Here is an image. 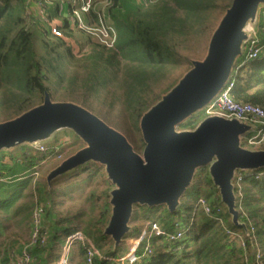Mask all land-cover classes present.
<instances>
[{
    "label": "trees",
    "instance_id": "obj_1",
    "mask_svg": "<svg viewBox=\"0 0 264 264\" xmlns=\"http://www.w3.org/2000/svg\"><path fill=\"white\" fill-rule=\"evenodd\" d=\"M232 2L233 0H151L150 4L136 8L121 19L113 14L117 0H111L106 7L102 5V0H94L95 9L89 16V20L92 19L93 22L90 25L99 28L97 12L105 14L106 22L113 28L116 39L112 48L97 41L90 43L89 51L85 53L82 45L76 47L68 42L74 31L67 27L63 29V37L58 38L46 34L38 26H29L28 0H0V112L13 113L6 121L15 119L43 104L46 93H49L56 101L65 98L69 100L65 102L82 103L84 108L91 111V100L106 107L118 106L123 117L130 122L126 130L130 135L134 132L140 134V120L144 114L159 103L193 68V61L204 60L211 37ZM100 6L104 8L101 9ZM263 12L264 9L261 14ZM195 38L198 44L196 47L192 41ZM200 52L204 57L201 60L195 59ZM232 95L238 103L264 109L263 56L239 71ZM195 127L186 123L179 126L180 130H193ZM63 135L70 133L65 132ZM61 140L56 138L55 144ZM133 142L135 151L144 150L143 139ZM21 148L24 151L28 149L27 146ZM64 152L65 149L62 154ZM50 155L52 154L41 155L35 152L19 159L13 152L10 156L15 166L28 169L34 168ZM84 172L87 173L83 179L86 183H96L99 179L110 183L104 170L95 164L85 168ZM9 173L15 174V168ZM30 176H25L22 184L9 196L0 192V238L7 229L5 222L15 221L18 225L32 226L35 207L20 203L26 198V188L32 184L33 178ZM235 184L239 221L246 225L250 233L246 235V250L225 231L224 227L243 234L246 232L233 223L232 216L220 197L211 206L213 214H217L219 208L222 209L218 217L223 220L224 226L203 210L198 211L195 217L197 221L191 223L193 209L202 195V188H208L209 193H205L207 199L219 194L208 168L204 167L197 171L176 212H170L165 205L134 206L130 221V232L135 236L134 240L140 238L149 221L158 223L162 229L172 234L177 232V227L185 228L181 226V221L189 229L184 239L174 243H167L161 237L151 238L153 254L150 256H143L141 247H145L147 241L141 242L138 251L140 260L134 264H248L246 253L249 263L253 264L256 247L252 227L264 262V168L244 177L240 185L237 182ZM62 192L67 194L66 189ZM108 194L109 191L106 195ZM53 195H47L52 202L51 207L43 206L44 227L45 230H51L52 239L49 236L48 245L37 248L45 252L47 263L50 264L61 261L63 244L68 237L80 232L77 227L59 231L49 223L57 206ZM87 199L91 203V215L99 213L84 233L99 253L94 256L92 264H129L104 260L121 259L126 254L119 255V248L105 234L110 214L99 208L95 188L88 193ZM63 221L66 222L67 219L59 221V224ZM128 238L129 235H126L124 241ZM75 244L79 257L82 258L79 264H87L91 244L88 241H77ZM73 252L74 250L70 251L69 258Z\"/></svg>",
    "mask_w": 264,
    "mask_h": 264
},
{
    "label": "water",
    "instance_id": "obj_2",
    "mask_svg": "<svg viewBox=\"0 0 264 264\" xmlns=\"http://www.w3.org/2000/svg\"><path fill=\"white\" fill-rule=\"evenodd\" d=\"M261 8L264 0H233L211 37L204 60L193 61V68L141 118L142 154L88 109L72 102H54L49 93L40 106L0 123V152L43 144L63 128L78 135L86 146L62 161L48 181L86 163L103 166L115 186L105 234L116 248L131 231L135 205H165L176 212L197 171L204 167H209L233 223L246 231L239 221L233 182L237 172L264 168V150L241 145V136L252 127L221 117H207L193 130H179V126L213 101L230 81L252 38L248 27H258Z\"/></svg>",
    "mask_w": 264,
    "mask_h": 264
},
{
    "label": "built area",
    "instance_id": "obj_3",
    "mask_svg": "<svg viewBox=\"0 0 264 264\" xmlns=\"http://www.w3.org/2000/svg\"><path fill=\"white\" fill-rule=\"evenodd\" d=\"M102 0V5H104ZM139 5H148L151 3V0H135ZM28 16L29 26H38L39 28L45 30L46 34L62 38L63 29L62 27L55 24L51 18V10L56 9V4L53 0H28ZM108 5V4H107ZM106 5V6H107ZM65 6L68 9V15H70L71 21L67 22V29L78 30L84 33H88L92 36L98 38V42L106 45L108 48H112L116 39V35L112 27H110L106 22V16L103 13L98 14V21L100 24L99 28H95L90 25L93 22L92 19L89 20V16L92 13V10L95 9L94 0H66L62 7ZM105 6V5H104ZM60 14L61 7H57ZM264 8H261V10ZM260 10V15H261ZM64 14V13H63ZM62 14V15H63ZM264 12L262 13V15ZM60 16V15H59ZM264 17V16H263ZM248 32L251 34L252 38L246 43L244 50V59L241 63H237L234 69V72L231 76L230 81L220 90L217 97L211 101L207 106L203 108L204 116L207 117H221L229 120H237L239 122L245 123L252 127V130L247 134L241 136V145L246 149L251 150H260L264 147V109L251 105L238 103L233 99L232 91L235 86V80L239 71L248 63L258 60L264 53V18L262 21L259 19L257 29L248 27ZM69 143L65 140H61L58 143L54 144L52 147H48L44 144H36L32 148L41 155L51 153L59 159L61 162L64 161L62 156V151L68 147ZM6 162L3 160L1 162V167L5 166ZM253 171L249 172H237L235 182L240 185L244 177L251 176ZM31 176H38V173L35 172ZM261 176V175H259ZM13 178L6 175V173L0 170V187L3 184H9L14 182ZM25 179V178H24ZM23 180V179H20ZM220 194H214L213 198L207 199L204 196H201L193 209V218L191 223L195 221V217L198 211L203 210L206 215L215 218L219 224L224 226V222L221 218L218 217V214L221 213L222 209L219 208L217 214L212 213V202L218 200ZM178 230L175 234L168 233L160 227L156 222H148L140 238L137 240L136 246L130 249V251L121 259H108L104 258L106 261L134 264L140 260L138 256V251L141 242L147 241L146 246L144 247L143 256H150L153 254V248L150 244V239L153 237H161L163 241L167 243H174L184 239L186 233L189 229L183 227H177ZM225 228V231L228 235L235 238L238 242L241 243L244 250H246V235H250L248 230L243 234L242 232L233 231L229 228ZM252 236L255 243V251L253 257L255 261L253 264H264L263 255L259 247L258 239L255 235V229L252 227ZM237 233V234H236ZM241 233V234H240ZM87 238L84 234L78 232L67 238L64 244V252L60 261V264H70L69 263V253L72 246L77 241H86ZM49 234L46 232L44 227V213L41 205H36L33 216H32V230L31 236L28 242L18 244L15 240H8L4 244L3 254L0 257V264H34L36 258L34 256L35 250L37 248H44L48 245ZM95 255H99L97 249L91 244V248L88 251L87 255V264H92V260ZM246 262L249 263V258L246 253Z\"/></svg>",
    "mask_w": 264,
    "mask_h": 264
},
{
    "label": "rangeland",
    "instance_id": "obj_4",
    "mask_svg": "<svg viewBox=\"0 0 264 264\" xmlns=\"http://www.w3.org/2000/svg\"><path fill=\"white\" fill-rule=\"evenodd\" d=\"M53 1L56 4V9L51 10V18L55 22V24H57L58 26H60L62 28H66L67 27L66 23L70 22L71 18H72L70 15L67 14L68 9L65 6L62 7L63 3L66 0H53ZM59 6L61 7L60 14H59V10L57 9V7H59ZM143 6L144 5H140V7H143ZM136 8H139V7L136 6ZM116 15L118 17H121V19H122V18H125L128 14H123V13L118 14L117 13ZM263 16L264 15H262V14L259 16V19L261 21L263 19ZM67 31H70V30H67ZM71 31H74V32L72 33L70 40L68 42L69 43L71 42L70 44H72L76 47L79 46V44L82 45L85 53H87L89 51V44L90 43H94L95 41L98 42V38L96 36H92L88 33H84V32L78 31V30H71ZM192 41L195 43L194 45L196 47V45H198L196 43V38L193 39ZM196 49L198 50V48H196ZM201 50H203V47H201ZM201 53L202 52L197 54V56H195V59L201 60L204 57ZM262 56L264 58V53ZM243 59H244V54L240 57V59L237 61V63H239V62L241 63V61H243ZM53 100H54V102L56 101L55 99H53ZM65 101H69V100L62 98V99H58L56 102H65ZM91 102H92L91 103L92 108L90 107L89 109H92V111L91 110H89V111L94 113L97 117H99L107 125H109L113 129L119 131L125 137H127V139L129 140V142L132 144L133 147H134V145H133L134 140L138 141V142L141 141V139H142L141 132H140V134H135V132H134L133 134L131 133V135H130V132H128L126 130V129H128L127 127H129L130 122L128 120H126L125 117H123L122 110L120 111V107H118V106L106 107L102 104L99 105L98 103H95V101L91 100ZM78 105L82 106V103H80ZM11 115H13L12 112H7V111L6 112H0V123H2V121H6L9 118V116H11ZM204 119H205L204 110L202 109V110L196 112L193 116H191L185 123L187 125L191 124V125L197 126ZM179 130H180V128H179ZM65 132L70 133V135H63V133H65ZM58 135H59V137H58ZM56 138L65 140L66 142L69 143L68 148L67 149L65 148V152H64V154H62L63 159L69 158L70 156L74 155L77 152V150L84 148L86 146V144L81 140V138L78 135H76L73 131H71L69 129H65V128L54 132L48 140L43 141L42 143L48 147H52L56 142L55 141ZM27 147H28V149L26 151L22 150L21 147H16L12 151H10V150L5 151L6 156H8L10 158V164H8V165L4 164V165L10 166V170L12 168L16 169L17 166H15V162H13V160H11L10 155L14 152L18 156L19 159H23L22 157L28 156L31 153L34 154L36 152L34 148L29 147V146H27ZM249 150H251V149H249ZM260 150H264V149H260ZM136 152L139 154H142L143 151L142 152L136 151ZM61 163L62 162L59 159H56V157L54 155H50L47 159L40 162L34 168L26 169L23 166L22 171L18 172V176L13 178L14 182L9 183V184H3L1 186V190L9 196L11 192L16 190V188L22 184L25 176H30L31 174H34L35 172H37L38 176H33V177L30 176L33 178L32 184L26 188V190H25L26 198L22 199L20 203L30 205L31 207H35V205H41L42 210H43V206L44 207L48 206L50 208L52 202L50 201V199H48L47 195L49 193H52V194H54L53 200H54L55 204L57 205L55 207V211L52 212V215H51L52 218L49 221V223L52 225V227H54V229H57L59 231L63 230V228L77 227L78 231H80V233L84 234L85 230L87 229V226L89 224H92L95 221L94 217L97 218L96 216L99 214L98 213V214H92L91 215V210H90L91 203L87 199L88 193L90 191H92L93 188L96 189L97 196H98V203L97 204L99 205V208L108 211V213L110 214V217H111V215H112L111 192H112V190L115 189V186L111 182L105 183L104 180H102V179H99L98 181H96V183H90V184L83 181V179H85V177L87 176V173H85V172L83 173V170L87 167H90V165L95 164V165L101 167V169H103L104 173L106 174L105 168L103 166L96 164V163H92V162L86 163L85 165L80 166L77 169H75V170H73L67 174L61 175L60 177L54 179L52 182H49L48 176ZM6 166L0 167V170L4 173L9 174L10 170L7 172L5 171L8 168ZM5 167H6V169H5ZM207 168L209 170V167H207ZM20 179H23V180H20ZM233 184L235 187V196H236V199L238 200V196L236 194V186L237 185L235 184V181L233 182ZM75 187H79V188H75ZM204 187L202 188V195L201 196L205 197V193H209V192L207 191L208 188L206 186H204ZM2 188H4V189H2ZM65 189L67 191V194H64L62 192ZM107 191H109L108 195H106ZM107 202H109V205H106ZM63 219H67V221L66 222L63 221L61 224H59V221H62ZM195 221H197V219H195ZM195 221H193V222H195ZM184 223H185L184 221H181V226H184L186 228L187 225H185L186 223L185 224ZM5 224H6L5 226H7V229L4 232L3 237L0 238V245H1L0 257L3 254V247H4V244L6 243V241L15 240L16 242H18V244L26 243L30 239L31 230H32V226L26 227V226L18 225L15 221H12L9 223L5 222ZM46 232L49 233V236L52 239L51 230H46ZM127 235H129V238L126 241L123 240L121 245L118 247L119 248V255H125L130 251L129 246H128V241L134 240L135 236L131 235V232L128 233ZM86 241H88L90 244H93L89 238H87ZM64 244L62 246L63 248H64ZM136 244H137V240L135 242L132 241V245L130 246V248H132V247L134 248L136 246ZM73 250H74V252H73V254H71V256H70L71 258H69L70 259L69 263L70 264H79L81 262L82 258L79 257V253L77 252V244H75V243L71 248V252ZM143 251H144V245L141 247V252H143ZM34 256L36 258V262L34 264H50V263H47L45 252H43L42 250L37 249L35 251ZM116 260H118V259H116ZM5 263L6 262L3 261V264H5ZM116 263H118V262H116ZM52 264H54V263H52ZM55 264H60V262L55 263Z\"/></svg>",
    "mask_w": 264,
    "mask_h": 264
},
{
    "label": "crops",
    "instance_id": "obj_5",
    "mask_svg": "<svg viewBox=\"0 0 264 264\" xmlns=\"http://www.w3.org/2000/svg\"><path fill=\"white\" fill-rule=\"evenodd\" d=\"M111 0H105L104 1V5L106 7L107 4H110ZM136 6L140 7V5L138 4L137 1L135 0H117V7L113 10V14H128L131 11L136 9ZM101 9L104 8V6H100ZM264 15V14H263ZM264 18V17H263ZM4 160L6 162V165L10 164V158L8 156H6L5 151L4 152H0V165H1V161ZM5 165V166H6ZM1 167V166H0ZM8 167L7 169H10V166H6ZM23 166H19L15 169V174L9 173L6 175L11 176V177H17L18 176V172L22 171ZM6 171V170H5ZM4 189V188H2ZM1 187H0V192H1ZM132 241H136V240H132ZM132 241H128V246H129V250L131 249L130 246L132 245Z\"/></svg>",
    "mask_w": 264,
    "mask_h": 264
}]
</instances>
